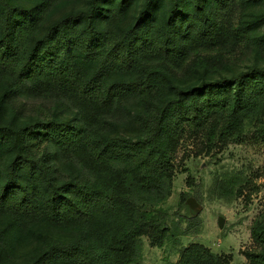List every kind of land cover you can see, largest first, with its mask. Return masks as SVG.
Returning a JSON list of instances; mask_svg holds the SVG:
<instances>
[{"label": "trees", "instance_id": "trees-1", "mask_svg": "<svg viewBox=\"0 0 264 264\" xmlns=\"http://www.w3.org/2000/svg\"><path fill=\"white\" fill-rule=\"evenodd\" d=\"M137 1L90 0L88 8L64 14L41 37L31 41L34 17L30 14L20 19L18 16L26 12L25 8L0 0V74L12 75L17 87L29 83L42 89L54 87L79 103L95 105L100 111L108 110L121 97L148 95L161 83L169 90L159 104L136 115L144 132L135 140L95 137L81 126L59 118L33 120L18 129L21 139L28 140L32 148L36 140L42 139L64 149H84L98 163H116L118 170L111 180L112 186L105 180L59 181L44 157L22 152L19 141L15 144L8 141L16 131L6 127L9 134L0 135V147L7 146L10 155L5 180L0 186V214L41 215L54 224H91L109 219L131 223L114 236L106 234V245L98 251L80 239L68 244L46 235L43 237L46 249L39 264H135L137 253L124 256L123 252L129 242H133L135 249L138 247L137 234L147 235L152 247L162 248L170 227L155 218L135 215L141 191L156 190L160 183H152V179L162 178L173 168V150L163 145V136L176 140L185 127L192 132L203 131L212 115L226 112L220 141L241 143L245 114L257 100L264 98V67L258 64L231 76L189 86L175 83L161 71L146 68H140L139 76L128 81L108 82L111 74L134 71L141 57L170 60L184 55L176 37L181 16H176V12H180L182 0H169L170 11L166 17H159V22L158 12L164 0H142L138 16L112 33H107L97 22V18L106 16L110 6L128 13ZM226 7V3L220 4L221 11ZM198 14L186 24L195 26L198 41L209 42L215 36L220 14L214 18L203 10ZM263 26L264 19L257 14L246 24V30L254 32ZM76 54L93 64L87 78L81 77L76 69ZM4 101L0 98V106ZM257 136L264 145V125L257 129ZM136 176L141 179L137 180ZM128 216L134 217L131 220ZM263 217L260 215L251 228L254 242L262 247ZM211 257L202 247H192L183 250L176 264H191L192 258L199 261ZM246 257L251 264H264L260 249H251Z\"/></svg>", "mask_w": 264, "mask_h": 264}, {"label": "rangeland", "instance_id": "rangeland-1", "mask_svg": "<svg viewBox=\"0 0 264 264\" xmlns=\"http://www.w3.org/2000/svg\"><path fill=\"white\" fill-rule=\"evenodd\" d=\"M89 1L9 0V3L25 8L26 12L17 15L20 19L30 14L34 17L35 23L30 28L32 41L64 14L88 8ZM141 2L134 3L128 13L110 6L106 16L97 18V22L107 33H112L138 16ZM222 2L227 5L223 11ZM170 5L169 0L161 3L157 22L159 17L168 15ZM180 6V12H176V16L181 15L176 37L184 51L183 57L170 60L141 57L134 71L111 74L108 82L128 81L139 76L140 68H146L161 71L175 83L189 86L231 76L253 64L264 67V26L254 32L246 30L253 16L259 14L264 19V0H182ZM202 10L212 18L220 14L215 36L209 42L198 41L195 26L186 24ZM76 55V69L81 77L87 78L93 64ZM168 93L166 84L161 83L148 95L121 97L108 110L100 111L95 105L79 103L60 89H42L31 83L17 87L12 75L0 74V98L5 100L0 106V135L9 134L6 127L16 131L8 141L13 144L19 141L22 152L44 157L45 164L59 181L105 180L111 185L118 170L116 163H98L84 149H64L42 139L36 140L32 148L28 140L21 139L18 129L33 120L59 118L81 126L95 137L107 135L135 140L144 132L136 115L159 104ZM225 121L226 112H221L210 117L203 131L192 132L185 127L176 140L163 136V145L173 150V168L162 178L152 179V183H160L156 190L141 191L135 216L146 215L164 222L170 227V233L162 248L152 247L147 235H135L138 247L135 249L133 242H129L123 252L124 256L137 253L135 264H176L184 249L198 246L213 257L199 261L192 258L191 264H251L246 257L248 251L257 248L264 253V247L256 244L251 236L255 220L264 215V145L257 136V129L264 125V98L257 100L245 114L241 143L220 141ZM9 157L7 146L0 147V186L5 180ZM189 199H194L200 209H192ZM221 217L225 219L223 228L219 227ZM130 225V220L114 219L91 224H54L41 215L1 213L0 264H39L46 249L43 240L46 235L68 244L80 239L98 251L106 245V234L114 236Z\"/></svg>", "mask_w": 264, "mask_h": 264}, {"label": "water", "instance_id": "water-1", "mask_svg": "<svg viewBox=\"0 0 264 264\" xmlns=\"http://www.w3.org/2000/svg\"><path fill=\"white\" fill-rule=\"evenodd\" d=\"M188 205H189L192 209H194V210H198V209H200L199 204H198L194 199H189V200H188ZM224 224H225V219H224L223 217H221V218L219 219V227H220V228H223V227H224Z\"/></svg>", "mask_w": 264, "mask_h": 264}]
</instances>
